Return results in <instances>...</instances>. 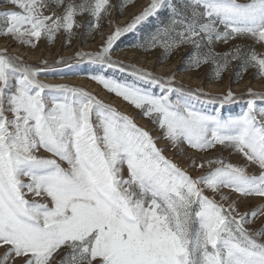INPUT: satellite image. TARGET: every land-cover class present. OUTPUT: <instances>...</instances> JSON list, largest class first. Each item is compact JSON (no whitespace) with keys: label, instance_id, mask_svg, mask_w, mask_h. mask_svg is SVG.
Segmentation results:
<instances>
[{"label":"snow or ice","instance_id":"snow-or-ice-1","mask_svg":"<svg viewBox=\"0 0 264 264\" xmlns=\"http://www.w3.org/2000/svg\"><path fill=\"white\" fill-rule=\"evenodd\" d=\"M18 10L0 14V35L34 47L64 30L80 27L85 13L99 27L110 15L109 0H10ZM167 0L151 3L125 27L116 26L97 53H79L101 69L130 73L160 94L103 74L92 78L150 118L159 139L205 152L223 145L240 153L258 173L223 158L192 167L207 168L193 177L164 155L158 140L128 115L87 91L50 85L41 69L0 51V248L9 264H264V229L247 225L264 216V207L241 213L206 191L264 199V93L248 90L246 110L235 116L209 113L197 103L226 104L240 99L230 89L222 96L174 88L165 79L112 59L115 42L155 15ZM55 7L62 14L49 11ZM170 23L142 44L166 52L194 49L191 62L209 61L220 77L232 61L264 76V0H180ZM46 12L48 14H46ZM247 38L215 52L214 43ZM67 63V61H61ZM42 153H47L44 155Z\"/></svg>","mask_w":264,"mask_h":264},{"label":"rangeland","instance_id":"rangeland-1","mask_svg":"<svg viewBox=\"0 0 264 264\" xmlns=\"http://www.w3.org/2000/svg\"><path fill=\"white\" fill-rule=\"evenodd\" d=\"M80 3L81 0H74ZM110 15L102 16L99 27H95L96 21L89 14L78 15L76 17L80 27L72 30V34L61 30L56 33L53 40L42 36L39 40L33 38L35 46H27L18 43L11 36L0 35V51L7 49L9 55L18 56L23 62L33 67L40 68L39 79L50 85H67L83 89L95 96L103 103L117 109L122 114L130 116L135 123L149 131L158 140V147L165 149L164 155L177 163L180 167L187 169L189 174L197 177L205 174L209 169L192 167L193 161L197 165L208 159L223 158L225 161L235 165L245 166L250 173H258L259 169L255 165H249L245 158L231 148L217 145L213 149L200 152L190 148L186 144L172 146L167 140H161V130L150 118L144 117L139 109L122 97L106 89L101 83L92 77L96 74H103L108 77L126 81L128 83H139L128 72L120 73L116 69H101L100 66L89 62L87 59L77 58L79 53H97L105 46L106 39L113 34L117 25L125 27L138 16L151 0H109ZM169 6H162L155 15L142 22L133 31L123 34L114 44L111 52L112 59L124 65L135 66L146 70L156 76L165 79L174 78L172 87L183 88L184 90H200L208 96H222L230 89L237 97L234 103H229L222 108L219 104H208L202 98L197 103L209 113L220 111L222 116L239 115L246 110L247 100L251 99L248 90L264 93V76H259L257 70L248 67L244 71L239 60L232 61L230 67L223 71L220 77L215 75V66L209 61L196 67L192 64L191 58L194 49L191 45H183L166 52L162 46L155 48H145L149 38L163 29L170 23L172 18L171 6L179 5L180 0H167ZM18 10L10 0H0V14L4 12ZM49 11H55L57 15L62 14L63 9L53 7ZM46 14H48L46 12ZM253 41L247 38H237L228 42L217 41L213 47L215 52L223 54L229 52L236 45L242 47L252 45ZM257 53L264 54V46L254 45ZM61 61H67L62 63ZM139 86L148 88L157 95L160 89L154 85L139 83ZM259 107H264V101H257ZM48 155L47 153H42ZM206 195L214 197L218 202L224 203L227 207L230 203H235L241 213L264 207V199L259 197H241L238 193L230 189H222L221 194L228 196L227 201H221L220 195L206 191ZM247 227L250 230L264 229V216H259L251 221ZM5 249L0 248V261L4 260ZM9 264H22L20 258H14Z\"/></svg>","mask_w":264,"mask_h":264}]
</instances>
